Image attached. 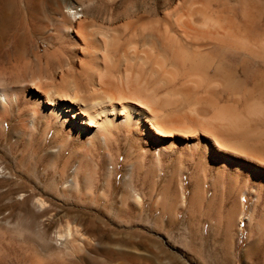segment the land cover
Here are the masks:
<instances>
[{"label": "bare ground", "instance_id": "obj_1", "mask_svg": "<svg viewBox=\"0 0 264 264\" xmlns=\"http://www.w3.org/2000/svg\"><path fill=\"white\" fill-rule=\"evenodd\" d=\"M215 1L216 8L209 0L201 9L192 2L184 9L175 0L170 9L131 16L136 21L127 24L136 26L124 30L126 36L117 28H111L117 35L95 31L100 40L88 36L87 18L63 12L55 37L78 47L73 65L21 87L0 80V115L21 103L23 122L33 132L42 127L43 135L53 131L54 143L58 138L67 148L74 141L87 152L115 154V164L111 157L100 159L108 172L124 166L120 207L107 209V216L153 220L158 236L177 228L202 237L209 222L221 235L228 264L235 263L233 233L245 221L250 234L242 263L264 264V208L258 212L264 203V0H234L224 20L219 14L226 7ZM62 151L54 149L48 158L58 160ZM69 167L67 161L63 175ZM76 178L72 167L64 188ZM107 196L103 191L110 208ZM247 197L254 200L249 214ZM185 212L187 224L180 217ZM78 231L61 235L69 257L89 244Z\"/></svg>", "mask_w": 264, "mask_h": 264}, {"label": "rangeland", "instance_id": "obj_2", "mask_svg": "<svg viewBox=\"0 0 264 264\" xmlns=\"http://www.w3.org/2000/svg\"><path fill=\"white\" fill-rule=\"evenodd\" d=\"M186 1L188 2L185 3ZM214 1L210 0V4L216 2ZM219 1L226 7V12L219 14L221 19L229 18V3H234V0ZM174 2L175 0H0V80H4L7 85L21 87L37 76L51 77L55 72V75H59L65 65H73L78 47L74 48L66 43L69 39H64L66 42L62 45V41L55 37V27L59 26L60 20L62 22L63 12L73 10L78 16L87 18L88 36H99L97 32L100 31L97 30L100 29H104L105 33L112 30L116 34L111 28H117L116 32L123 35L127 31L130 33L131 27L136 26L131 24L134 21L132 17L170 9ZM190 3H194L192 8L201 9L209 0H180V8L188 9ZM216 4L211 6L216 8ZM222 9L221 6V11ZM130 20L129 26L127 23ZM96 38L100 40L99 37ZM99 46L98 44L96 47L100 48ZM2 74L5 79H1ZM21 105L8 108L4 112L5 118L4 113L0 115V122L6 119L4 126L0 124V263L9 260L14 264H228L222 252L221 235L218 236L214 225L213 234L209 229V222L205 223L206 233L202 237L198 231L192 235L177 228L158 236L152 232L155 226L153 220L130 221L107 216V209L111 212V208L114 210L120 207L116 203L120 197L123 164H119L117 170L111 169L113 172L109 173L100 160L104 157L106 160L107 155L102 156L103 153H98L97 149L96 152L94 149L87 152L88 148L73 141L68 145L69 150L58 138L54 143L53 131L43 135L41 127L40 132H33L23 122L27 110ZM60 148L63 151L58 160L48 158L50 151ZM110 155L112 156L108 157H111V161L114 157L117 158L115 154ZM115 159L112 161L114 164ZM67 161L70 167L63 175L62 168ZM72 167H77V181L75 180L73 187L66 189L64 184ZM88 173L93 176L89 182L86 179ZM211 175L212 173L207 174L209 182L212 180L209 177ZM108 178L110 181L107 183ZM184 184L189 197L191 191L186 178ZM207 185L210 190V183ZM103 191L106 196L109 194L107 197H110L114 206L106 207V199L101 197ZM100 201L102 204H99ZM253 202L252 197L245 198L246 213L249 214ZM263 208L264 203L260 205L258 212ZM200 215L196 214L198 218ZM210 216L214 219L216 212H210ZM180 217L187 224L189 215L186 212L180 213ZM245 223L243 221L241 230L233 233L235 243L231 252L234 264H243L242 254L249 243L250 232ZM74 225L75 229L72 227ZM68 228L74 233L79 230V233L88 237L87 244L89 243L84 250L70 255L71 257L67 253L66 238L61 236ZM260 254H263V250Z\"/></svg>", "mask_w": 264, "mask_h": 264}]
</instances>
